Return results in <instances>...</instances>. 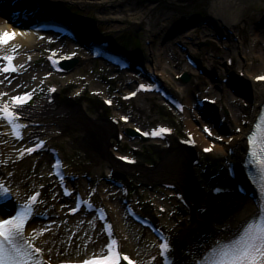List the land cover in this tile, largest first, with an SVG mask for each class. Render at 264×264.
Returning <instances> with one entry per match:
<instances>
[{
    "label": "bare ground",
    "instance_id": "1",
    "mask_svg": "<svg viewBox=\"0 0 264 264\" xmlns=\"http://www.w3.org/2000/svg\"><path fill=\"white\" fill-rule=\"evenodd\" d=\"M77 1V0H76ZM80 2H99L101 3H111L112 0H78ZM101 1V2H100ZM208 2V10L211 18L215 21L222 22L226 26L233 27L234 29L237 28V24L240 19L243 18L244 14L247 12L249 7H264V0H206ZM113 4V3H112ZM111 4V5H112ZM154 7L146 10L145 12L140 14V18L142 20H148L152 23L158 22L162 18L168 17V14H154L152 11ZM140 13V12H139ZM154 24H151L150 29L152 31ZM255 28V27H253ZM7 32L9 34L15 33L16 37L12 41L11 45L15 47L20 46L21 44H29L30 49H35L38 36L28 35L24 32L19 31V29L14 28L12 24L6 21V19L0 17V33ZM39 41V40H38ZM235 45V44H234ZM1 48L6 49L8 46H2ZM235 50L239 49V44L234 46ZM171 53H174L173 51ZM18 61L23 62L21 56L18 57ZM244 62V60H243ZM238 64L242 65V60L238 62ZM155 68L154 61L151 60L149 64V70H153ZM255 76V75H254ZM253 75H245L242 79L243 84L245 85L246 90V97L244 102L248 104V108H242L237 110V114L239 113L242 116V119H247L252 113L256 112L258 104L262 102L264 99V84H254L252 82ZM202 82H196L192 90L187 95V102L190 100L192 92L198 91L201 88ZM6 89V88H5ZM225 92H222L224 94ZM64 101V100H63ZM43 103V102H41ZM41 110V114L39 111ZM26 114L29 117H38L40 118L43 126L37 128V132L40 135H43L49 143H53L57 141L68 128H73L79 131V145L85 148L92 161L94 162L93 165L96 163L98 164L99 173L102 172L103 169H107L108 162H111L110 159V150L108 149V140L110 135L113 133L112 127L109 124H106L104 119L97 118H87L84 117L81 112L80 108L77 104H67L66 102H57L49 105L47 107H38V108H30L26 111ZM254 114V113H253ZM252 114V115H253ZM252 115L250 117H252ZM208 121V119L204 118ZM202 119V120H204ZM56 126V127H55ZM66 126V127H65ZM238 126L241 128V133L239 135L234 136V140L229 147L234 150L233 155H231V160L237 162L242 157L243 149L241 142V137L244 136L246 131H248V126H241L238 122ZM186 128L192 131L197 139L206 141L205 138L200 134L198 131V127L194 124L193 120L188 117L186 119ZM217 132H226L220 129H215ZM63 133V134H62ZM77 142V140H76ZM207 142V141H206ZM219 150L223 151L225 147L218 146ZM12 151V144L2 136L0 132V158L4 155L9 154ZM181 153L169 156V158L164 159V162L157 168L155 173H162L168 174L175 180L180 182H188L191 186V182L188 177V167L183 164L182 159H187L186 156H180ZM27 160L21 161L19 164L14 165L10 169V167L3 166L2 172L4 175H8L9 180L13 190L14 196L16 200H19L21 196L25 193V186L22 183V177L25 172ZM164 164V165H163ZM238 170V169H237ZM236 170V171H237ZM240 171V170H239ZM143 173L147 172L142 170ZM239 176V174H238ZM235 199V197H233ZM109 210L113 212V218L116 223L121 224L122 220L120 219V214L115 210V203L114 200L109 198ZM221 209V208H220ZM213 211L209 212L208 214L203 217V219L197 223H193V228L195 230H191L190 232H184L181 236H178V245H190L192 249V253L194 255L199 254L204 246H206L209 242H211L216 237H223L231 234L235 230H237L241 224L246 222L249 218H252L256 211L252 208V206L247 202V198L239 197L235 200V206H231L224 211H216L215 208L212 209ZM111 216V217H112ZM226 218V219H225ZM224 219V222L218 224V221ZM66 225H69L73 229L81 230L84 228L83 221L68 223L64 221ZM232 225L231 231H226L224 233L217 232L216 228L222 227L225 224ZM200 225L198 227L197 225ZM42 225L38 222H30L27 229L26 234H34L38 229V227ZM116 226V225H115ZM58 227V226H56ZM53 237V236H52ZM51 236L41 240L37 244L43 249V256L50 260L51 254L56 253L58 246L56 242L52 240ZM54 239V238H53ZM123 247L128 252H133L134 247L130 246V243L123 244ZM56 248V249H54ZM180 256V255H179ZM181 261L180 264H189V260L187 258H183L182 256L178 257Z\"/></svg>",
    "mask_w": 264,
    "mask_h": 264
},
{
    "label": "rangeland",
    "instance_id": "2",
    "mask_svg": "<svg viewBox=\"0 0 264 264\" xmlns=\"http://www.w3.org/2000/svg\"><path fill=\"white\" fill-rule=\"evenodd\" d=\"M169 3L174 2L175 4H180L182 7H180V11H185L191 8L190 6V2H188V0H166ZM92 3V2H91ZM163 3V2H162ZM96 4V3H94ZM161 4V3H160ZM81 9L85 12L88 13H95L96 17L98 19H102L106 22L107 25H111L114 28H118L119 26H117V22L115 19V17H120V19L125 20L123 23L125 25V27H128L130 29H137L136 27H138L137 30H142L141 32L144 31H148L149 32V24H147L146 22H139L138 25H134L133 23L131 24V19L134 21H137L139 15L137 16V14H139V12L144 11L146 8H148V3H146L144 0H114L113 4H97L96 6H92L89 5V3H82L80 4ZM160 9L158 8L157 11H159ZM99 12V13H98ZM258 11L256 10H252V11H248L245 14V18H246V24L242 21L239 22V26L237 29V33L239 34V42H240V51H235L233 50L231 53H227V52H220L219 54L222 55L223 57L226 56H232L234 59V68H238L239 65H237L238 61H241V58H245L246 61H244L245 63V67L247 71H250L253 73L254 72H259L264 70V29H258V30H252L250 27L252 24V21H254L255 19H260L261 18V13H257ZM182 14V13H181ZM113 15V16H112ZM128 15H131L132 18H130ZM137 18H134L136 17ZM145 23V24H144ZM244 23V24H243ZM141 26V28H139ZM136 31V30H134ZM151 33V32H150ZM153 33V32H152ZM259 41L260 45L256 44V42ZM48 43V42H47ZM50 43V42H49ZM133 44L137 45L136 41L133 42ZM227 44V43H226ZM162 48V49H161ZM12 49L15 48H10L9 51L12 52ZM38 49V47L36 48ZM151 51H154L153 49H150ZM155 53L153 58H156V56H162L161 53L163 54L162 58L164 61H162L160 58L157 60L158 63V68L160 70H166L167 68L170 67V58L167 54V52L165 53V49H163L162 46L157 47L156 46V50L153 52ZM38 54V53H36ZM254 56L259 57L260 60L258 62H253V58ZM161 60V61H160ZM219 62H221L220 60H218L216 63L219 64ZM207 68H210V61H207L205 63ZM220 66V64L218 65ZM100 67L96 66L93 63H90L89 65L85 66V67H81L80 69H78L77 71L74 72V75H70L69 77H67V79H62L58 82H60V84L62 85L63 82H66V80L70 79L73 80L75 83L78 82V86H74L73 88L70 89V92L68 94V96L66 97L67 101H63L62 98L58 97L56 102H66L67 104H77L78 107L80 108V112L83 116H86L87 118H95L97 115V112L91 107V105L88 104V97L89 95V91L97 89L100 86V82L98 79H96V76H100ZM39 69V72L37 73L36 71ZM212 69H214V67L212 66ZM104 71V70H103ZM31 74H35V76L38 74V77H42L44 75V71L41 70L39 64L34 65V67L32 68V70H30ZM194 73H197L196 71ZM34 76V77H35ZM201 80H204L203 77L200 78ZM0 81H3V83H0V92H5L4 88H6L7 83H6V79L0 77ZM205 81V80H204ZM31 84H33L31 82ZM120 84V83H119ZM87 87V90H85V88ZM203 88V87H202ZM21 89H18V92ZM15 94V93H14ZM184 95V93H183ZM237 98L234 96H228L227 99H224L222 104H227V105H231L233 110L236 111L237 109L243 107L242 103L243 100L239 99L236 100ZM150 103H148L145 99H140L136 102H134L132 105L133 108L137 107V109L134 111V118L141 124L143 125H147V124H153V123H159V122H164L165 117L164 115L160 114V111L164 110L165 112V108L162 107L160 105L159 102H157V100H155L154 98H151ZM192 105V103H191ZM190 105V115L195 116L194 112L192 111V106ZM221 106V104H220ZM140 107V109H138ZM130 109V108H129ZM218 114L221 113V109L219 108L217 110ZM166 113V112H165ZM240 115L237 116V118L235 119L234 122H230V125L228 126L229 130L231 133L234 132V128L237 125V121L239 120ZM180 119V118H179ZM177 118V120H179ZM184 120H186V118L184 117ZM170 121V120H169ZM173 121V119H172ZM171 122V121H170ZM194 123L196 124V126L198 127V130L200 132V126L202 125L200 120H196L194 119ZM56 127V126H55ZM66 127V126H65ZM63 134V133H62ZM77 140V142H76ZM79 141V131L73 128H68L66 130V132L60 137V139L58 141H56V145L59 146L60 150L62 151V153L64 154L65 158L68 160V162L70 163V165L73 167H85L88 166L92 163V159L90 157V154L88 153L89 151H87L85 148L81 147L78 143ZM147 154H145V157L148 158V163H144L146 164V167L148 168H152L155 167V170L157 169L158 165L162 164L160 163L161 161H163V156L165 158L166 154H159L156 150H151L149 152H146ZM174 155L173 152L169 155ZM168 156V158H169ZM154 160V164H150L151 161ZM43 160H41L40 162H38L37 167L42 168L44 165ZM184 163V162H183ZM34 165L33 160H30L27 164V172L30 175V178H32V176L40 178L42 181H48L47 179V174L46 172H44V169H40L38 168L36 171L32 172L31 167ZM48 165V163H46V166ZM156 165V166H155ZM164 165V164H163ZM221 164H216L214 163L212 165V167L210 168V170H208V172H210L209 174V178L207 179H203L204 177H202V180L200 183H198L199 189L203 188L201 187L202 185L205 186V184L208 186H210L209 184H211V182H213V177H216L218 175V178H216V180L218 179L219 182H226L227 179L225 178V175L223 173L220 172L219 168H220ZM160 168V167H159ZM29 169V170H28ZM153 170V169H152ZM154 170V171H155ZM48 171V170H47ZM136 173H140L139 171H136ZM156 175H159L157 177H161L162 173H157ZM165 175V173L163 174ZM212 175V176H211ZM167 176V175H165ZM33 177V178H34ZM27 179V180H28ZM229 184H231V181H228ZM137 180L135 181V188L139 189V186L137 187ZM143 188V185H142ZM139 194L142 195V197L145 196H152L155 200H157L159 203L160 202H164L165 201V197L163 196V194L160 191H157L156 189L152 192H148L145 190H141V192H139ZM231 198L226 199L221 201L220 203H222L223 205L228 204V202L230 201ZM194 202V201H191ZM213 205V204H212ZM120 211V210H119ZM121 214V212H120ZM123 217V215H122ZM77 220V219H76ZM126 225V223H125ZM61 228V226H60ZM120 228L122 230H124L125 232H127L128 234L131 232V230L129 228H125L123 225H120ZM58 232H60V230H58ZM71 232H76L75 230H72L70 228L66 229V230H62L58 237H57V241L60 243V257L59 258H81L83 256H86L88 254H90V249L86 250L83 249L84 248V239L86 238V234H87V229L85 227L84 231H77L76 235H77V241L74 245V247L70 248L69 247V242H68V235ZM143 248V247H142ZM142 248L138 249L141 250Z\"/></svg>",
    "mask_w": 264,
    "mask_h": 264
},
{
    "label": "snow or ice",
    "instance_id": "3",
    "mask_svg": "<svg viewBox=\"0 0 264 264\" xmlns=\"http://www.w3.org/2000/svg\"><path fill=\"white\" fill-rule=\"evenodd\" d=\"M15 37V33H0V46L9 45ZM12 51L16 52L18 49H12ZM15 59L14 55H0V61L4 62L0 65V74L15 73L17 71V65L13 63ZM5 79H8V76H5ZM257 79L264 80V77ZM7 95V93H0V101H2L0 102V123H6L13 129L16 139H21L22 136L17 129L26 127V125L17 123L21 119L17 108L27 104L32 99V93L13 96L10 100L3 101V97ZM166 132L167 129L161 128L153 131L151 135L156 137ZM140 134L148 135L143 132ZM248 145L249 149L244 163L254 166L259 176L258 180L256 177L251 178L256 184L261 202L258 214L241 224L236 234L230 238L214 240L204 252L191 261V264H264V114L258 117L256 126L249 134ZM42 148L43 142H40L35 147L27 148V153L31 155ZM209 150L205 149V151ZM65 195L69 193L66 192ZM38 196L39 193L30 196L27 202L15 205L10 211L11 201L8 197V189L0 185V199L3 200V203H0V264H45L42 259L43 249L36 243L38 237L43 235V231L27 236L25 234V226L34 215V205L38 203ZM109 240L104 250L99 254H94L91 259L84 260L83 264H121L122 261L135 264L128 255L119 250L118 241L112 237L111 232H109ZM171 251L169 241L165 240L160 243L159 256L164 264H167Z\"/></svg>",
    "mask_w": 264,
    "mask_h": 264
}]
</instances>
